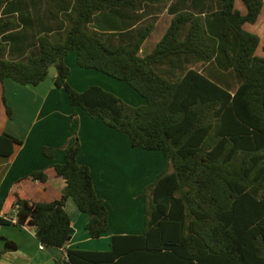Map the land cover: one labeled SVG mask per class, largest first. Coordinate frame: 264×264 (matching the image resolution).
<instances>
[{"label":"trees","instance_id":"trees-1","mask_svg":"<svg viewBox=\"0 0 264 264\" xmlns=\"http://www.w3.org/2000/svg\"><path fill=\"white\" fill-rule=\"evenodd\" d=\"M169 1L75 0L60 38H39L22 60H5L0 47L2 82L37 86L54 66L53 84L67 93L76 122L71 143L42 150L48 158L64 151V163L52 166L64 184L61 197L36 202L17 190L0 206V225L31 227L42 245L65 249L57 264H264V54H256L259 36L244 29L257 22L264 0H241L246 14L235 8V0H218L226 25L219 35L223 44L209 37L202 17L186 11L174 15L144 57L139 52L153 23L140 25L133 40L114 46L89 30L98 12L134 11L146 3ZM70 52H76L81 68L126 83L145 104L133 107L97 85L74 89L65 63ZM193 62L204 70L188 68ZM164 66L177 71L170 76L160 69ZM4 104L12 118L6 100ZM76 108L125 133L133 147L159 151L165 159V168L140 195L142 233L112 236L107 251L67 248L73 233L65 210L68 199L88 216L91 239L110 231L108 209L95 191L90 169L77 162L81 143ZM22 144L4 132L0 156H11ZM28 177L48 180L45 170ZM11 250L16 244L5 239L0 259Z\"/></svg>","mask_w":264,"mask_h":264},{"label":"crops","instance_id":"crops-1","mask_svg":"<svg viewBox=\"0 0 264 264\" xmlns=\"http://www.w3.org/2000/svg\"><path fill=\"white\" fill-rule=\"evenodd\" d=\"M74 4L75 0H3L0 4V47L3 58L22 60L37 46L39 38H60L68 28L65 16L73 12ZM241 4L243 7L238 10L246 14V8ZM181 11L202 17L211 34L209 37L216 39L217 44H223L224 39L219 35L226 25L218 0H170L163 5L146 3L134 11L117 8L98 12L96 20L88 27L104 35L105 43L114 46L133 40L135 30L140 25L153 23L154 29L139 52V56L144 57L152 52L174 15ZM262 13L264 5L259 17ZM160 22L163 24L160 25ZM260 26V32L253 31L260 38L259 46L262 42L264 44V24L261 22ZM158 30L159 36L146 49V44ZM76 57V52H70L65 58V63L71 69L68 82L74 89L84 91L98 85L133 107L145 104V99L129 85L97 73L94 69L81 68ZM187 66L199 72L204 70L196 62ZM160 69L170 76L177 71V68L166 71L165 66ZM55 75L52 79L47 77L37 86L19 85L10 79L0 81V135L7 132L23 141L11 156H0V206L10 192L17 190L36 202H50L62 195L63 181L56 179L52 166L64 163V151L59 150L54 157L48 158L42 150L44 146L59 148L71 143L76 126L71 120L67 93L53 84ZM4 100L12 110V118L8 117ZM76 111L81 143L77 162L90 169L95 191L108 209L110 231L99 239H91L87 229L88 216L77 208L72 199H68L65 210L70 216L73 233L67 248L107 251L111 247L112 236L142 233L144 201L139 197L146 185L152 183L156 174L164 169L165 159L159 151L133 147L125 133L108 127L99 118L89 117L83 109L76 108ZM34 170H45L47 182L31 180L28 176ZM124 207L131 210V216ZM5 239L15 243L16 250L5 252L0 264H57V260L65 257V249L42 245L31 227L0 225V250L5 247Z\"/></svg>","mask_w":264,"mask_h":264},{"label":"rangeland","instance_id":"rangeland-1","mask_svg":"<svg viewBox=\"0 0 264 264\" xmlns=\"http://www.w3.org/2000/svg\"><path fill=\"white\" fill-rule=\"evenodd\" d=\"M241 1V0H240ZM239 0H235V8H237V9H239V10H241L242 9V4H241V2H240ZM163 22V21H162ZM162 22H160V25H162L163 23ZM262 22V24H264V13H262V15H261V17H259V20H258V22H257V24H254V25H251V24H247L246 26H245V29L247 30V31H249V32H252L253 33V31L254 32H260V31H258L259 30V28L258 27H261L260 26V23ZM159 30H160V28H159ZM159 30L158 31H156L154 34H153V36L150 38V41L146 44V49H148V48H150V44L159 36ZM262 34V33H261ZM119 41H121V40H119ZM118 45V44H117ZM264 44H263V42H262V45H260L258 48H257V50H256V54L257 55H259V56H261V55H263V52H262V46H263ZM148 47V48H147ZM83 69H86V68H83ZM71 70V69H70ZM93 71H95L96 72V70H93ZM97 73H100V74H102V75H104V76H107V75H105V74H103V73H101V72H97ZM56 74V68L54 67V66H51L50 68H49V74H48V79H52V77L54 76ZM108 77H110V76H108ZM75 78H78V76H76ZM111 79V78H110ZM69 83V82H68ZM126 85V84H125ZM93 86V85H92ZM98 86V85H97ZM131 88V87H130ZM132 89V88H131ZM133 90V89H132ZM3 113L6 115V112H4L3 111ZM86 113V112H85ZM74 124H75V126H76V122H73ZM78 124H79V120H78ZM76 129V128H75ZM165 168V167H164ZM55 172V171H54ZM159 173H157L156 174V176L158 175ZM55 175H56V173H55ZM56 177V179H58V177L57 176H55ZM156 178V177H155ZM154 178V179H155ZM60 181H61V179H59ZM147 186V185H146ZM145 189V188H144ZM144 191V190H143ZM140 199H142V197L140 196L139 197ZM142 201V200H141ZM133 207L135 208V205H133ZM120 208H117V210H119ZM124 210L125 211H127L128 212V214H129V216H131V210H128V208L127 207H124Z\"/></svg>","mask_w":264,"mask_h":264},{"label":"built area","instance_id":"built-area-1","mask_svg":"<svg viewBox=\"0 0 264 264\" xmlns=\"http://www.w3.org/2000/svg\"><path fill=\"white\" fill-rule=\"evenodd\" d=\"M16 214V213H15ZM15 222V219L13 220Z\"/></svg>","mask_w":264,"mask_h":264}]
</instances>
